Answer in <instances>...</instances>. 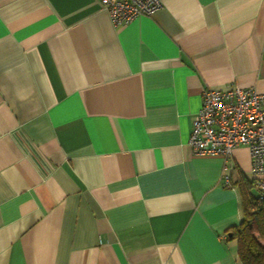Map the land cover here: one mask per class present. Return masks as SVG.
Masks as SVG:
<instances>
[{"label": "crops", "instance_id": "1", "mask_svg": "<svg viewBox=\"0 0 264 264\" xmlns=\"http://www.w3.org/2000/svg\"><path fill=\"white\" fill-rule=\"evenodd\" d=\"M161 1L0 0V264H242L250 151L189 140L205 90L264 93V0Z\"/></svg>", "mask_w": 264, "mask_h": 264}, {"label": "built area", "instance_id": "2", "mask_svg": "<svg viewBox=\"0 0 264 264\" xmlns=\"http://www.w3.org/2000/svg\"><path fill=\"white\" fill-rule=\"evenodd\" d=\"M100 2L116 28L151 17L163 6L161 0ZM193 125L189 147L195 155L231 158L235 149L247 147L255 187L264 192V93L240 86L207 89ZM225 182L231 186L230 177H225Z\"/></svg>", "mask_w": 264, "mask_h": 264}, {"label": "trees", "instance_id": "3", "mask_svg": "<svg viewBox=\"0 0 264 264\" xmlns=\"http://www.w3.org/2000/svg\"><path fill=\"white\" fill-rule=\"evenodd\" d=\"M250 185L256 188L254 179ZM258 192V196H245L242 223L232 234L238 241L242 264H264V192Z\"/></svg>", "mask_w": 264, "mask_h": 264}, {"label": "rangeland", "instance_id": "4", "mask_svg": "<svg viewBox=\"0 0 264 264\" xmlns=\"http://www.w3.org/2000/svg\"><path fill=\"white\" fill-rule=\"evenodd\" d=\"M252 193H253L254 196H257V194H259V192H258V190L256 188H254L252 190Z\"/></svg>", "mask_w": 264, "mask_h": 264}]
</instances>
